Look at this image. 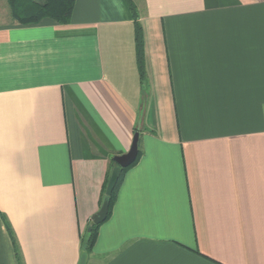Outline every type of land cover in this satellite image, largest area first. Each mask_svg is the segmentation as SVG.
<instances>
[{
  "label": "crops",
  "instance_id": "1",
  "mask_svg": "<svg viewBox=\"0 0 264 264\" xmlns=\"http://www.w3.org/2000/svg\"><path fill=\"white\" fill-rule=\"evenodd\" d=\"M0 0V264H264V0ZM123 177L89 253L110 161Z\"/></svg>",
  "mask_w": 264,
  "mask_h": 264
},
{
  "label": "trees",
  "instance_id": "2",
  "mask_svg": "<svg viewBox=\"0 0 264 264\" xmlns=\"http://www.w3.org/2000/svg\"><path fill=\"white\" fill-rule=\"evenodd\" d=\"M125 1L127 2L133 17L137 65H138L139 77L142 80L144 78V67H143V39H142L141 28L138 24V17L134 5L130 0H125ZM74 2L75 0H6L11 18L18 24H23V25L35 24L41 21L42 19H51L57 23H62V24L67 23L71 15ZM140 155H141V150L138 148L137 157L134 160V162L129 166L120 169L117 182L112 190L111 195L107 198L108 213L105 220H107L111 215L112 207L116 200L117 192L119 190L125 172L133 165H135ZM115 166L116 163L113 160H111L107 178L101 192L100 205L102 204L105 198L106 185L110 177L111 171ZM101 224L102 223L96 225L93 224L92 221L89 223L80 241L81 250H83L86 253H89L92 250L93 244L96 240L98 228Z\"/></svg>",
  "mask_w": 264,
  "mask_h": 264
},
{
  "label": "water",
  "instance_id": "3",
  "mask_svg": "<svg viewBox=\"0 0 264 264\" xmlns=\"http://www.w3.org/2000/svg\"><path fill=\"white\" fill-rule=\"evenodd\" d=\"M138 136H139L138 132H135L134 136H133V141H132L131 147L127 151V153L113 158V161L116 163V166L112 169L110 177L108 179L106 189H105V198H104L98 212L95 215H93L91 218V221L93 224H96V225L100 224L106 219L107 213H108L107 198L111 195L112 190H113V188L117 182V179H118V176L120 173V169L125 168V167L129 166L130 164H132L137 157ZM88 231H89V229H88Z\"/></svg>",
  "mask_w": 264,
  "mask_h": 264
}]
</instances>
